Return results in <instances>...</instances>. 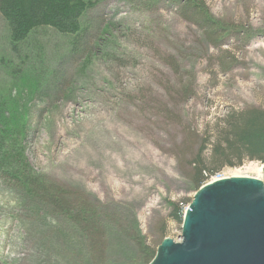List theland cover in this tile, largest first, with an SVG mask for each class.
<instances>
[{"label": "rangeland", "instance_id": "1", "mask_svg": "<svg viewBox=\"0 0 264 264\" xmlns=\"http://www.w3.org/2000/svg\"><path fill=\"white\" fill-rule=\"evenodd\" d=\"M86 1L82 34L43 28L17 47L0 14V264L63 259L69 224L37 183L85 195L114 222L108 260L144 264L126 234L156 252L181 241L173 205L183 219L197 191L181 161L186 133L196 152L195 135L264 111V0H205L220 46L172 1ZM235 175L264 182V165L221 172Z\"/></svg>", "mask_w": 264, "mask_h": 264}, {"label": "trees", "instance_id": "2", "mask_svg": "<svg viewBox=\"0 0 264 264\" xmlns=\"http://www.w3.org/2000/svg\"><path fill=\"white\" fill-rule=\"evenodd\" d=\"M163 1H172L183 20L198 26L207 33L214 45L220 46L217 29L206 12L205 0ZM92 7L94 4L86 0H0V14L8 25L14 47L24 44L43 28H52L61 35L79 36L83 31L82 19ZM184 131L188 132L187 129ZM190 136L186 133V139L178 147L181 161L187 167V175L197 190L225 168L241 167L245 161H256L264 165L263 110L231 114L216 134L205 133L203 137L195 135L192 147L196 145L199 148L196 152L193 149L185 151L190 146ZM207 151L209 157H205ZM18 170L19 180L25 182V172L21 168ZM27 174L33 178V173ZM39 184L37 186L42 191L36 192L41 193L53 214L62 215L69 224L63 227V259L55 264H135L134 258L124 262L108 260L110 250L107 249V240L112 239L109 234L112 236L114 222L108 216L102 218L101 214H97L95 205L85 195L64 187L43 185L44 188ZM178 204L173 205V219L183 223L181 206ZM132 232L125 236V240L134 242V248L132 246L129 250L137 256L141 255L142 250L146 260L144 264H149L156 251L142 245L139 234L136 236V232Z\"/></svg>", "mask_w": 264, "mask_h": 264}, {"label": "water", "instance_id": "3", "mask_svg": "<svg viewBox=\"0 0 264 264\" xmlns=\"http://www.w3.org/2000/svg\"><path fill=\"white\" fill-rule=\"evenodd\" d=\"M149 264H264V182L232 177L202 186L181 241L165 239Z\"/></svg>", "mask_w": 264, "mask_h": 264}, {"label": "built area", "instance_id": "4", "mask_svg": "<svg viewBox=\"0 0 264 264\" xmlns=\"http://www.w3.org/2000/svg\"><path fill=\"white\" fill-rule=\"evenodd\" d=\"M215 178V179H214ZM214 180H212L211 182H214V181H219V180H222V179H225L224 176H221V173L217 174L216 176L213 177ZM210 182V183H211Z\"/></svg>", "mask_w": 264, "mask_h": 264}, {"label": "bare ground", "instance_id": "5", "mask_svg": "<svg viewBox=\"0 0 264 264\" xmlns=\"http://www.w3.org/2000/svg\"><path fill=\"white\" fill-rule=\"evenodd\" d=\"M232 177H240V176H236V175H235V176H232ZM232 177H230V178H232ZM224 178H225V177H224ZM225 179H226V178H225Z\"/></svg>", "mask_w": 264, "mask_h": 264}]
</instances>
